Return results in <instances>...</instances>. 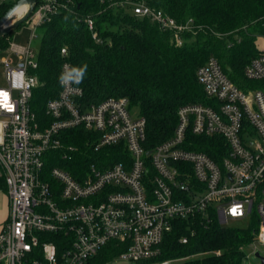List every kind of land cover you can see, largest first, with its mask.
<instances>
[{
	"label": "built area",
	"instance_id": "built-area-1",
	"mask_svg": "<svg viewBox=\"0 0 264 264\" xmlns=\"http://www.w3.org/2000/svg\"><path fill=\"white\" fill-rule=\"evenodd\" d=\"M114 4L171 31L177 45L192 28L191 20L179 23L146 0ZM63 6L61 0H38L25 21L31 28L28 42L11 39L1 57L7 83L0 87V168L10 214L0 230V264H87L112 240L126 244L117 258L139 264L160 255L174 219L209 216V209L223 224L256 215L251 217L257 219L255 245L247 256L258 250V243L264 244V86L239 87L210 56L197 78L217 106L181 105L173 135L153 148L145 146L146 119L132 112L126 97L87 103L82 82L61 84L44 110L52 121L42 126L31 101L40 65L34 41L38 27ZM83 21L100 41L95 19L89 15ZM61 54L68 56L66 47ZM72 68L65 60L62 74ZM244 74L264 81V48ZM74 127L96 135V150L124 143L130 160L105 167L92 163L81 179L50 165L49 153L63 149L62 131ZM190 134L222 136L228 145L222 162L188 149Z\"/></svg>",
	"mask_w": 264,
	"mask_h": 264
},
{
	"label": "trees",
	"instance_id": "trees-1",
	"mask_svg": "<svg viewBox=\"0 0 264 264\" xmlns=\"http://www.w3.org/2000/svg\"><path fill=\"white\" fill-rule=\"evenodd\" d=\"M16 1L0 2V18ZM61 1L67 6L38 27L39 83L31 101L42 126L52 121L44 110L49 100L59 96L65 60L73 68L87 65L82 79L87 103L108 97L129 100L130 108L146 119L147 148L173 135L181 105L201 102L217 106L197 78V69L210 56L239 87L264 86L263 80H249L244 74L245 66L260 54L256 40L264 36V0H146L179 23L192 21V28L182 33V45L157 22L114 4L124 0ZM89 15L95 19L100 41L83 21ZM13 31L0 38V52L8 47ZM62 47L67 48L68 56L61 54ZM96 139L83 127L62 131L63 149L49 153L50 165H59L81 179L92 163L105 167L130 160L124 143L96 150ZM188 140L192 141L186 143L188 149L205 152L219 163L228 152L220 135L190 134ZM0 187H5L3 174ZM208 214L174 219L155 259H181L171 264H242L246 249L255 240L257 219L251 218V224L241 228L223 224L212 209ZM185 235L189 236L186 243L181 241ZM125 249L126 244L112 240L87 264H110Z\"/></svg>",
	"mask_w": 264,
	"mask_h": 264
},
{
	"label": "rangeland",
	"instance_id": "rangeland-1",
	"mask_svg": "<svg viewBox=\"0 0 264 264\" xmlns=\"http://www.w3.org/2000/svg\"><path fill=\"white\" fill-rule=\"evenodd\" d=\"M2 1V0H0ZM9 1H15V0H9ZM27 26H25L24 24H22L19 28H17L15 30V32H18L19 35L18 36V41H24L25 43L28 41L29 37H30V33H31V29H29L28 27L25 28ZM6 41H7V38H6ZM256 43H257V46L258 48L260 49V52L263 50L264 48V36H258L257 40H256ZM34 45L36 47H39V38H37L35 41H34ZM7 83L6 81V77H5V74H4V69H3V66H2V63H1V55H0V87L2 86H5ZM133 113H138L136 111V109H134L132 111ZM253 216H256V215H252L251 217ZM249 218H244V219H229L226 223L227 226H232V227H241V228H245V227H248L251 222H252V219ZM253 243L250 244V246L246 249V254L251 250V247H253ZM258 247V250L260 251V253L262 255H264V244H260L258 243L257 245ZM164 261H169L168 264H171V263H175V262H178V261H181V259H172V260H164ZM163 261H160V260H157V259H153V260H149V261H146V262H140L139 264H163L162 263ZM110 264H138L136 262L134 263H130V262H127L123 259H119V258H116L114 261H112ZM242 264H261V261L260 259L255 255L254 252H251L249 253V255L244 258V260L242 261Z\"/></svg>",
	"mask_w": 264,
	"mask_h": 264
},
{
	"label": "water",
	"instance_id": "water-1",
	"mask_svg": "<svg viewBox=\"0 0 264 264\" xmlns=\"http://www.w3.org/2000/svg\"><path fill=\"white\" fill-rule=\"evenodd\" d=\"M37 2L38 0H17L0 18V38L9 31L17 29L23 22L27 21ZM21 6H25V10L22 13H16L17 9ZM254 253L260 259L261 264H264V255L259 250H256Z\"/></svg>",
	"mask_w": 264,
	"mask_h": 264
},
{
	"label": "crops",
	"instance_id": "crops-1",
	"mask_svg": "<svg viewBox=\"0 0 264 264\" xmlns=\"http://www.w3.org/2000/svg\"><path fill=\"white\" fill-rule=\"evenodd\" d=\"M24 25L27 26L29 29H31L29 24H27L26 22L24 23ZM27 27H25V28H27ZM15 30L11 34L12 40L17 42V43L25 44L24 41H18V36L21 34H19L18 32H15ZM30 35H31V33H30ZM4 54H5V51L0 52L1 57ZM0 174H2L1 168H0ZM9 214H10V199H9V196L7 193V188H6V183H5V187H0V230L2 228V225L8 220Z\"/></svg>",
	"mask_w": 264,
	"mask_h": 264
},
{
	"label": "clouds",
	"instance_id": "clouds-1",
	"mask_svg": "<svg viewBox=\"0 0 264 264\" xmlns=\"http://www.w3.org/2000/svg\"><path fill=\"white\" fill-rule=\"evenodd\" d=\"M67 67V66H66ZM87 65H84L81 68H72L70 71H65L60 76V82L62 85H68L69 82H74L79 84L82 82V79L85 75Z\"/></svg>",
	"mask_w": 264,
	"mask_h": 264
},
{
	"label": "bare ground",
	"instance_id": "bare-ground-1",
	"mask_svg": "<svg viewBox=\"0 0 264 264\" xmlns=\"http://www.w3.org/2000/svg\"><path fill=\"white\" fill-rule=\"evenodd\" d=\"M25 10V6H21L20 8L17 9L16 13H22Z\"/></svg>",
	"mask_w": 264,
	"mask_h": 264
},
{
	"label": "snow or ice",
	"instance_id": "snow-or-ice-1",
	"mask_svg": "<svg viewBox=\"0 0 264 264\" xmlns=\"http://www.w3.org/2000/svg\"><path fill=\"white\" fill-rule=\"evenodd\" d=\"M235 211V210H234Z\"/></svg>",
	"mask_w": 264,
	"mask_h": 264
}]
</instances>
